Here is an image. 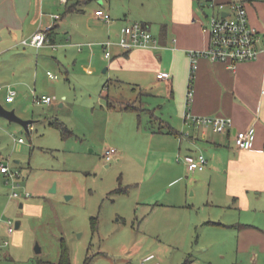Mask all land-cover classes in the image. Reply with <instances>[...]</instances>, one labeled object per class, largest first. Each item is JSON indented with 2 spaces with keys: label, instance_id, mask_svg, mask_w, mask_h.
Listing matches in <instances>:
<instances>
[{
  "label": "rangeland",
  "instance_id": "obj_1",
  "mask_svg": "<svg viewBox=\"0 0 264 264\" xmlns=\"http://www.w3.org/2000/svg\"><path fill=\"white\" fill-rule=\"evenodd\" d=\"M55 2L53 14L67 13L64 2ZM85 2L88 12L98 6V0ZM108 4L113 17L127 13V0L101 6ZM99 23L100 30L109 28ZM151 31L156 35L155 25ZM98 48L93 73L82 64V54L64 50V58L61 47L0 60V101L32 120L26 128L0 115V163L19 172L21 192L12 197L0 171V264H60L64 245L71 264H85L88 256L89 264H252L254 249L244 251L236 231L202 218L209 213L204 206L209 191L191 182L197 172L182 174L185 161L178 154H149L150 146L163 143L150 135L161 122L151 120L148 110L158 116L161 110L150 106L138 122L135 113L121 109L113 96L131 92L127 84L107 83L108 60ZM8 88L16 89L13 102L6 101ZM41 95L54 99L38 103ZM56 120L72 133L64 135L51 123ZM109 147L120 153L108 161ZM18 219L21 225L10 232ZM260 253L256 264H264Z\"/></svg>",
  "mask_w": 264,
  "mask_h": 264
},
{
  "label": "crops",
  "instance_id": "obj_2",
  "mask_svg": "<svg viewBox=\"0 0 264 264\" xmlns=\"http://www.w3.org/2000/svg\"><path fill=\"white\" fill-rule=\"evenodd\" d=\"M55 1L0 0V60L10 54H30L45 46L61 47L64 58L68 56L64 50L82 54V64L93 73L91 64L100 46L108 60L104 69L110 72L107 83L119 88L127 84L131 92L127 96H113L121 109L135 113L138 122H141L142 111L150 106L161 110V116L148 110L153 116L151 120L156 118L161 122L150 135H159L158 142L163 143L160 147L150 146L149 154L154 153L159 158L203 152L208 158L205 169L190 171L186 163L182 167V174L197 172L191 178L193 184L208 186L204 206L209 207V213L202 218L208 216L205 222L236 231L239 245L244 241L242 249H254L250 263H258L260 252L264 251V53L257 59L239 62L235 69L206 56L199 58L190 110L195 114L232 119V128L216 132L184 120L191 66L188 51L203 49L209 44L197 0H127V13L112 16L110 21L95 14L110 0H98V6L93 9L91 5L93 10L89 12L85 9V0L67 2V13L59 12L58 17L52 13ZM243 1L250 23L264 30V0ZM104 9L110 12L112 6L108 4ZM135 20L148 23L150 28L155 25L159 44L129 51L113 44L112 55L108 57L103 42L118 40L123 26ZM101 21L109 25L106 31L100 30ZM48 25L52 28L45 44L22 43L24 38ZM160 72L170 75L159 77ZM129 103L136 109L126 108ZM135 117H129L130 121ZM250 125L256 127L253 147L241 149L235 144L234 133ZM124 152L122 149L121 153ZM119 153L117 150L116 155ZM21 203L20 206H24ZM249 243L251 245L247 246Z\"/></svg>",
  "mask_w": 264,
  "mask_h": 264
},
{
  "label": "built area",
  "instance_id": "obj_3",
  "mask_svg": "<svg viewBox=\"0 0 264 264\" xmlns=\"http://www.w3.org/2000/svg\"><path fill=\"white\" fill-rule=\"evenodd\" d=\"M64 3L69 0H61ZM201 10L206 17L202 21V27L209 34V44L203 49H191L188 51L190 56V75L189 86L186 96L187 109L184 113L186 123L194 124L198 127L211 128L216 132H226L233 126L232 119L223 115L195 114L190 110V105L194 96L195 72L199 66V58L206 56L212 61H221L230 68L235 69L239 62L257 59L264 53V30H260L250 23L247 7L243 0H234L230 3L218 0H197ZM211 9V13H206L205 8ZM95 14L105 21L112 20V15L104 8H98ZM58 17V14H54ZM52 25L44 29H39L33 35L22 40L23 44L41 46L48 40V31ZM106 55H112L111 46L118 44L125 51L137 47H150L159 44L158 38L152 33L150 25L146 22L135 20L126 24L122 28L118 40L108 39L103 42ZM50 77L56 78L57 75L48 71ZM169 72H160L159 77L169 76ZM16 89L8 88L6 101L15 100ZM50 95L37 96L38 103H50L53 101ZM256 136V127L250 125L247 128L236 130L234 140L237 147L241 149H251ZM19 141L24 139L20 137ZM117 154V149L109 147L105 150V157L109 161ZM178 159H184L190 171L203 170L207 166L208 158L203 152L188 153L179 155ZM0 170L6 176V182L11 185L10 195L21 197L19 192L20 174L13 170L8 164L1 162ZM26 195H30L27 191ZM16 225H10L9 231H14ZM151 257V256H150ZM144 264V262H143Z\"/></svg>",
  "mask_w": 264,
  "mask_h": 264
},
{
  "label": "trees",
  "instance_id": "obj_4",
  "mask_svg": "<svg viewBox=\"0 0 264 264\" xmlns=\"http://www.w3.org/2000/svg\"><path fill=\"white\" fill-rule=\"evenodd\" d=\"M51 31V29H50ZM48 31V33L50 32ZM126 108L128 109H136V106L133 103H129L126 105ZM53 125L61 128V130L63 131L64 135H67L66 133H72L71 130L66 126V124L64 122H61L59 120L56 121H52L51 122ZM90 262V257L88 256L85 259V264H89ZM38 264H56L50 260H40ZM60 264H71V258H70V253L67 249V247L64 245L63 247V252H62V256H61V261Z\"/></svg>",
  "mask_w": 264,
  "mask_h": 264
},
{
  "label": "water",
  "instance_id": "obj_5",
  "mask_svg": "<svg viewBox=\"0 0 264 264\" xmlns=\"http://www.w3.org/2000/svg\"><path fill=\"white\" fill-rule=\"evenodd\" d=\"M0 115L8 118L10 121H16V122H18V123L22 124L23 126H25L26 128H29V126H30V124L32 122L31 119H25V118L19 116L16 113L15 109H8V108H6L2 104L1 101H0ZM52 189H55V186ZM21 205H23V204L21 203ZM20 224H21V220L18 219L16 221V227H19ZM37 250L38 251L41 250V247L38 244H37Z\"/></svg>",
  "mask_w": 264,
  "mask_h": 264
}]
</instances>
